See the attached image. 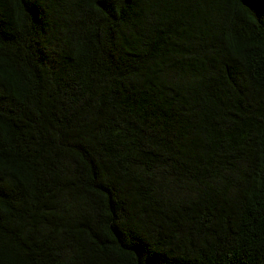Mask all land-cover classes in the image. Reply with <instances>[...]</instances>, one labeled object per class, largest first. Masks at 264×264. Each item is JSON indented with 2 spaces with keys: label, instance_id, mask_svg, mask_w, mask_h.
I'll use <instances>...</instances> for the list:
<instances>
[{
  "label": "trees",
  "instance_id": "16d2710c",
  "mask_svg": "<svg viewBox=\"0 0 264 264\" xmlns=\"http://www.w3.org/2000/svg\"><path fill=\"white\" fill-rule=\"evenodd\" d=\"M0 264H264V0H0Z\"/></svg>",
  "mask_w": 264,
  "mask_h": 264
}]
</instances>
